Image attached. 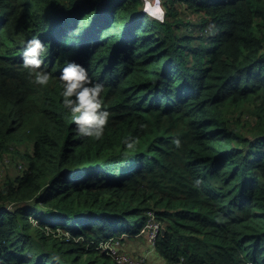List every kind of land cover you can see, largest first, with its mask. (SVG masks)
Listing matches in <instances>:
<instances>
[{
    "label": "trees",
    "instance_id": "trees-1",
    "mask_svg": "<svg viewBox=\"0 0 264 264\" xmlns=\"http://www.w3.org/2000/svg\"><path fill=\"white\" fill-rule=\"evenodd\" d=\"M165 4L161 22L142 0H0V264H118L95 246L148 210L166 264H264V0ZM33 33L46 86L21 62ZM63 59L105 83L98 140L71 130Z\"/></svg>",
    "mask_w": 264,
    "mask_h": 264
},
{
    "label": "clouds",
    "instance_id": "clouds-1",
    "mask_svg": "<svg viewBox=\"0 0 264 264\" xmlns=\"http://www.w3.org/2000/svg\"><path fill=\"white\" fill-rule=\"evenodd\" d=\"M140 11L148 18L163 22L167 6L165 0H142ZM40 34L33 33L23 42L20 57L32 81L40 86H46L53 76L46 60L50 42L42 40ZM58 67L59 81L62 85L61 102L74 122L71 129L73 134L80 138L100 139L111 116L110 110L104 106L105 83L94 80L89 67L78 60L63 59ZM125 143L132 148L136 138H126ZM174 143L179 147L182 141L176 137ZM197 183H200L199 179ZM55 258L59 259V256Z\"/></svg>",
    "mask_w": 264,
    "mask_h": 264
},
{
    "label": "built area",
    "instance_id": "built-area-1",
    "mask_svg": "<svg viewBox=\"0 0 264 264\" xmlns=\"http://www.w3.org/2000/svg\"><path fill=\"white\" fill-rule=\"evenodd\" d=\"M3 161L6 163L9 161V159L5 158ZM4 172H5V168L3 164L0 162V179L3 177ZM147 215H148L147 222L141 229L140 233H144V234L147 233L148 240L150 242V248L148 251H153L156 245L155 242H156L157 235L161 231L163 224L159 219L156 218L153 210H148ZM122 236L123 235L121 234V236L119 235V236L109 237L104 240L102 239L99 241V245L95 246V248H99L102 252H104L105 254H108L118 264H144L146 260V254L138 256V257H133V256L126 254L125 252H121L118 249L117 247L119 245L118 240ZM114 238L116 240H114ZM115 241L118 242L117 246L115 245Z\"/></svg>",
    "mask_w": 264,
    "mask_h": 264
},
{
    "label": "crops",
    "instance_id": "crops-1",
    "mask_svg": "<svg viewBox=\"0 0 264 264\" xmlns=\"http://www.w3.org/2000/svg\"><path fill=\"white\" fill-rule=\"evenodd\" d=\"M139 235H134L133 237L124 238L127 241L126 245L121 247V250L132 254L134 256H138L142 254L146 249H148L147 238L142 233H138ZM145 264H166L165 261L154 251L148 254V257L145 261Z\"/></svg>",
    "mask_w": 264,
    "mask_h": 264
},
{
    "label": "rangeland",
    "instance_id": "rangeland-1",
    "mask_svg": "<svg viewBox=\"0 0 264 264\" xmlns=\"http://www.w3.org/2000/svg\"><path fill=\"white\" fill-rule=\"evenodd\" d=\"M241 130L242 131H244V127H241ZM6 159H8V158H6ZM9 162V161H8ZM8 162H6V163H8ZM10 165H9V167H7L6 168V171H5V173L7 174H14V167H15V164L13 163V162H11L10 161ZM2 164H3V166H4V168H5V162L3 161L2 162ZM18 167H20L19 165H17ZM21 168V167H20ZM5 174V175H6ZM145 235H146V238H147V245H148V249H146L142 254H140V255H138V256H141V255H145L146 254V259H147V257H148V254L150 253V252H153V251H148L149 250V248H150V242H149V240H148V235H147V233H145ZM121 236V235H120ZM125 236H127V235H123L122 237H120L119 238V245H118V242L117 241H115V245L118 247V249L121 251V252H124V251H122L121 250V247H123L124 245H126V243H127V241L128 240H126L124 237ZM114 240H116L115 238H114ZM86 242V241H85ZM87 243V242H86ZM88 244V243H87ZM148 252V253H147ZM126 253V252H125ZM126 254H128V255H130V256H133V257H138V256H134V255H132V254H129V253H126ZM111 263L113 262V259L110 257V260H109ZM146 261V260H145ZM145 264V263H144Z\"/></svg>",
    "mask_w": 264,
    "mask_h": 264
},
{
    "label": "water",
    "instance_id": "water-1",
    "mask_svg": "<svg viewBox=\"0 0 264 264\" xmlns=\"http://www.w3.org/2000/svg\"><path fill=\"white\" fill-rule=\"evenodd\" d=\"M162 231H164V228H162Z\"/></svg>",
    "mask_w": 264,
    "mask_h": 264
}]
</instances>
